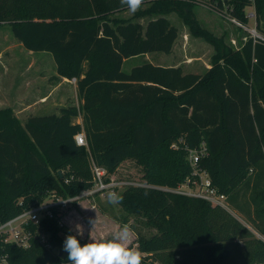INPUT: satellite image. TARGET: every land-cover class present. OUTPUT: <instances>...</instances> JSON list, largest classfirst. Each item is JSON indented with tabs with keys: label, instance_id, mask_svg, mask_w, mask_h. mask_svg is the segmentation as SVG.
<instances>
[{
	"label": "trees",
	"instance_id": "16d2710c",
	"mask_svg": "<svg viewBox=\"0 0 264 264\" xmlns=\"http://www.w3.org/2000/svg\"><path fill=\"white\" fill-rule=\"evenodd\" d=\"M211 1L249 22V0ZM194 7L157 0L122 19L113 17L128 9L120 0H0V24L10 25L25 49L50 53L60 77L77 79L82 102L25 124L11 108L0 110V220L53 193L68 198L92 187L89 153L75 141L85 132L92 156L109 175L134 161L142 181L154 186L119 192L122 222L144 218L156 230L149 238L137 234L142 264H264V240L229 211L161 189L186 181L189 150L204 144L208 155L200 167L264 236V44L250 39L234 52L201 27ZM255 11L264 32V0H256ZM171 12L214 47L212 67L185 74L181 67L145 63L125 72L127 59L172 52L179 32ZM147 17L146 26L138 21ZM81 115L83 125L75 122ZM50 229L55 244L62 241L58 227ZM8 252L12 264H68L37 242Z\"/></svg>",
	"mask_w": 264,
	"mask_h": 264
},
{
	"label": "rangeland",
	"instance_id": "374dc122",
	"mask_svg": "<svg viewBox=\"0 0 264 264\" xmlns=\"http://www.w3.org/2000/svg\"><path fill=\"white\" fill-rule=\"evenodd\" d=\"M154 1L157 0H144L138 11L146 10ZM176 1L194 5L193 12L201 27L214 36L223 38L226 45L234 52L241 51L249 41L250 34L247 31L233 24L226 15H221L212 7L202 4V0L196 3L192 0ZM244 11L252 13L254 8L246 7ZM135 13L126 9L116 13L113 17L126 19L134 17ZM168 16L179 32L172 52L170 54L148 53L133 57L123 68L125 72H130L131 66L149 63L152 60L163 66H173L171 63L180 65L184 71L194 73H204L212 67V57L216 52L214 47L204 38L195 36L178 13L171 12ZM148 18H139V20L145 26ZM248 23L254 26L255 19L249 18ZM258 31L264 36V32H261L259 28ZM30 52L14 37L10 25L0 24V97L5 93L3 87L16 90L31 83L47 93L58 84L60 80L56 74V63L53 56L48 52ZM62 85L66 92L62 93L63 100L60 97V104H55L52 99L47 103V111L39 113L40 115L59 114L62 106H81L82 102L78 92L75 91L76 85L68 81L63 82ZM142 175L141 168L134 161H127L113 176L118 181L143 182ZM69 212L70 214L67 213L68 219L65 221L67 229L85 243L111 239L113 234L124 225L122 220L126 216L118 204L113 205L108 202L107 195L105 197L97 195L81 200ZM229 212L251 229L257 237L264 240V236L256 231L231 205H229ZM90 220H95L94 224L89 223ZM144 221V218L131 217L129 219L128 225L133 229L130 247L138 248L137 234L149 238L156 233V230L146 226Z\"/></svg>",
	"mask_w": 264,
	"mask_h": 264
},
{
	"label": "built area",
	"instance_id": "2783aa9c",
	"mask_svg": "<svg viewBox=\"0 0 264 264\" xmlns=\"http://www.w3.org/2000/svg\"><path fill=\"white\" fill-rule=\"evenodd\" d=\"M192 1L194 3H196V1L199 2V0ZM249 1L250 4L247 7L254 8V11L252 13H245L248 16V19H255L254 26H250L249 23L241 21L234 16L232 10L227 4L220 7L217 3L214 4L211 0H202L201 3L212 7V9H215L216 12L221 15H226L227 19L233 24L247 31L250 34V39H252L254 43L260 42L264 44V36L258 31L256 22V0ZM71 82L77 84V79L74 78ZM75 141L79 147H84L89 153L90 168L93 175L92 187L83 190L77 196L68 198H62L53 193L42 203L23 210L21 213L10 219L5 221L0 220V264H12L8 252L9 247L30 250L36 242L42 245L45 250L60 257L66 237L69 234L72 235L66 227V215L79 201L93 198L97 195L105 197L110 191L119 193L120 190L130 186L154 187L145 182H134L129 180L118 181L116 177L109 175L104 167L99 166L96 163L90 152L89 142L84 132L78 133L75 136ZM207 155V148L204 144L198 149L189 150L188 160L192 169L191 175L176 189L167 187L161 189L176 194L203 199L214 206H219L229 211L227 196L220 194L217 191L213 186L209 173L200 167L201 160ZM68 181L69 180H66L67 183ZM51 224H55L59 229L58 237L61 238L62 241L57 244L53 241V235L50 229ZM65 260H68L67 257ZM68 264H71L69 260Z\"/></svg>",
	"mask_w": 264,
	"mask_h": 264
},
{
	"label": "clouds",
	"instance_id": "9594fccd",
	"mask_svg": "<svg viewBox=\"0 0 264 264\" xmlns=\"http://www.w3.org/2000/svg\"><path fill=\"white\" fill-rule=\"evenodd\" d=\"M129 11L135 13L144 0H120ZM108 202L117 205L122 203L123 196L115 191L107 193ZM95 220L89 223L94 224ZM133 229L124 224L109 240L93 241L81 245L75 235L69 234L63 244L71 264H142V253L138 248L130 247Z\"/></svg>",
	"mask_w": 264,
	"mask_h": 264
},
{
	"label": "crops",
	"instance_id": "0c3cea01",
	"mask_svg": "<svg viewBox=\"0 0 264 264\" xmlns=\"http://www.w3.org/2000/svg\"><path fill=\"white\" fill-rule=\"evenodd\" d=\"M128 18H132V17H128ZM128 18H126V19H128ZM168 19L170 20L169 16H168ZM138 21L140 22V20H138ZM148 21H149V18H148ZM148 21H147V23H148ZM176 42H175V44H176ZM175 44H174V46H175ZM30 53H33V52L31 51ZM154 53H157V52H154ZM149 56L150 55H148V57ZM132 58L125 60V62L123 64V68L125 67L126 63L130 62V60ZM145 60H147V59H145ZM148 61H151V60H148ZM149 63H152L153 65H156V66L181 67L183 69L182 66L172 64V63H171V65H173V66H163V65L157 64V61H153V60ZM141 65H143V64L139 63V65H137V66H141ZM137 66H134V67H137ZM134 67L131 66L129 68L130 71ZM183 71H184V69H183ZM184 73L186 74V73H194V72L184 71ZM56 74H57V70H56ZM195 74H203V73H195ZM57 77L59 78L60 81L57 82L58 84L55 85L52 88V90L47 92V93H45V91L41 90L40 88L33 86L31 83L27 84L26 86H24L22 88H17L16 90L15 89L12 90V89L3 87L4 88L3 92H5V93L3 96L0 97V110H5L8 108L13 109V111L15 112V115L17 116V118H19L21 120V122L23 124H25L27 122V120L32 116H42L39 113L47 111L46 106H47V103L49 101L54 99L55 104H60L59 100H60V97L62 96V93H66L63 90L64 89L63 85H62L63 82L68 81V82L72 83L71 80H69L67 78L60 77L59 75ZM75 85H76L75 91L78 92L77 84H75ZM61 100H63L62 97H61ZM65 107H68V106H62L59 111H61V109L65 108ZM59 114H60V112H59ZM47 115H50V114H47ZM77 119L75 120V122L83 125V121H84L83 116L81 115ZM68 214H70V212H68ZM68 214L66 215V220L68 219Z\"/></svg>",
	"mask_w": 264,
	"mask_h": 264
},
{
	"label": "water",
	"instance_id": "95a60500",
	"mask_svg": "<svg viewBox=\"0 0 264 264\" xmlns=\"http://www.w3.org/2000/svg\"><path fill=\"white\" fill-rule=\"evenodd\" d=\"M59 174H61V172H59ZM67 255H68V253L66 251H64V250H62L61 253H60V257L63 260L66 259Z\"/></svg>",
	"mask_w": 264,
	"mask_h": 264
}]
</instances>
